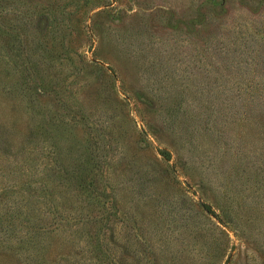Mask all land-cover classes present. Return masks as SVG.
Masks as SVG:
<instances>
[{
	"label": "rangeland",
	"instance_id": "rangeland-1",
	"mask_svg": "<svg viewBox=\"0 0 264 264\" xmlns=\"http://www.w3.org/2000/svg\"><path fill=\"white\" fill-rule=\"evenodd\" d=\"M0 264H264V0H0Z\"/></svg>",
	"mask_w": 264,
	"mask_h": 264
}]
</instances>
